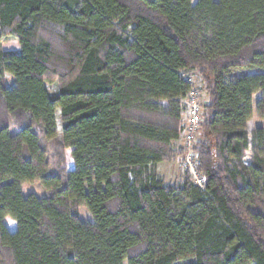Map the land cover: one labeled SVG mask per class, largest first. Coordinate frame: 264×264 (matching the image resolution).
I'll return each mask as SVG.
<instances>
[{
	"label": "trees",
	"instance_id": "16d2710c",
	"mask_svg": "<svg viewBox=\"0 0 264 264\" xmlns=\"http://www.w3.org/2000/svg\"><path fill=\"white\" fill-rule=\"evenodd\" d=\"M0 264H264V0H0Z\"/></svg>",
	"mask_w": 264,
	"mask_h": 264
},
{
	"label": "rangeland",
	"instance_id": "374dc122",
	"mask_svg": "<svg viewBox=\"0 0 264 264\" xmlns=\"http://www.w3.org/2000/svg\"><path fill=\"white\" fill-rule=\"evenodd\" d=\"M1 48L3 51H16L18 49V45L14 41H6V42H2ZM192 77L195 80V86L199 90L200 102H201V106H203L206 103V99H207L206 93L202 89V85H201L199 78L195 74H192ZM255 98H257V96ZM201 112H202V107H201ZM185 122H186V110H184V112L182 113V117H181L182 131L180 135V141H178L175 144V147L177 148H182L184 146V150L186 151L185 157L182 159V161H181V157H178L176 160L170 163H162L159 166H157L158 174L164 178L166 183L171 184V185L175 184L186 173V171L189 170V165L187 164L188 155L190 154V156H193V153L187 151L188 140L187 138L184 137V132H183L185 128ZM247 126H248V130H251L256 127L261 126V124L255 119V117H253ZM59 129H60L59 121L57 120L58 132H59ZM198 137L199 136L197 132L195 135L196 141L198 140ZM195 176H194V180L197 179V176L196 177ZM21 192L24 196H27L29 194H34L35 196L41 197V198L48 196V192H46L38 184H23L21 187ZM78 215H79V218L84 222L91 221V217L85 208H80Z\"/></svg>",
	"mask_w": 264,
	"mask_h": 264
},
{
	"label": "built area",
	"instance_id": "2783aa9c",
	"mask_svg": "<svg viewBox=\"0 0 264 264\" xmlns=\"http://www.w3.org/2000/svg\"><path fill=\"white\" fill-rule=\"evenodd\" d=\"M186 122L184 128V137L187 138V151L191 148L192 143L195 140V135L198 131L199 123L201 120V105L198 92L192 89L188 94L186 100ZM192 156L188 155L187 164L189 165V170L193 173V167L191 162ZM199 183V181H196Z\"/></svg>",
	"mask_w": 264,
	"mask_h": 264
}]
</instances>
